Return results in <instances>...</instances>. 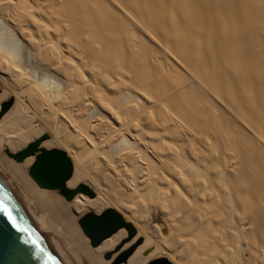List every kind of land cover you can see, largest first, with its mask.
Segmentation results:
<instances>
[{"label":"bare ground","instance_id":"obj_1","mask_svg":"<svg viewBox=\"0 0 264 264\" xmlns=\"http://www.w3.org/2000/svg\"><path fill=\"white\" fill-rule=\"evenodd\" d=\"M0 87V163L91 264H264V0H0ZM28 106L60 113L39 147L63 146L66 186L94 198L66 203L28 178L35 154L13 159L44 133ZM110 205L137 234L90 246L77 219Z\"/></svg>","mask_w":264,"mask_h":264},{"label":"water","instance_id":"obj_2","mask_svg":"<svg viewBox=\"0 0 264 264\" xmlns=\"http://www.w3.org/2000/svg\"><path fill=\"white\" fill-rule=\"evenodd\" d=\"M12 99L4 103L0 116L11 105ZM43 135L26 147L11 154L17 162L35 154V160L28 174L41 188L57 190L67 201L76 194L94 197L95 193L84 183L75 187L66 186L72 176L73 164L67 153L59 148L39 147ZM0 264H91L67 235L26 192L16 179L0 163ZM15 220H9L8 214ZM82 232L92 246L120 228H126L131 237L135 230L114 208H106L100 213L86 212L78 221ZM141 240H139L140 242ZM133 248L121 254L116 262H125ZM106 257L109 254L105 255ZM147 264H174L166 257H158Z\"/></svg>","mask_w":264,"mask_h":264},{"label":"rangeland","instance_id":"obj_3","mask_svg":"<svg viewBox=\"0 0 264 264\" xmlns=\"http://www.w3.org/2000/svg\"><path fill=\"white\" fill-rule=\"evenodd\" d=\"M7 47H8V49H10L11 50V53H12V55H14V58L16 59V60H19L18 62H20L21 63V61L20 60H22L21 59V57L23 56V60H24V53L22 52V50L18 47V49H16V47L17 46H15L13 43H9V41H7ZM22 52V53H21ZM22 54V55H21ZM17 57V58H16ZM20 57V58H19ZM19 58V59H18ZM14 59V60H15ZM30 64V63H29ZM31 65V64H30ZM30 65H28L27 67H28V69H30L31 70V72H29L31 75V77L34 79V80H36L37 78V80L39 81V78H40V81L43 83V85H44V87L47 89V87H48V91H56V88L57 89H59V85H57V84H61V85H63L62 83V81H60V80H62L61 78H60V76H58V77H54V76H51V73H49V72H47V71H41V70H39L36 66H34V65H32V67L30 66ZM37 68V69H36ZM4 69H6V71L8 72V74L6 73V71H5V75H10V74H12V73H10V71H8L7 70V68L5 67ZM11 70H12V68H11ZM29 70V71H30ZM37 70V71H36ZM4 71V70H3ZM13 72H14V70H12ZM11 71V72H12ZM34 71H35V73H34ZM46 73L45 74V76H44V73ZM34 73V74H33ZM38 73V74H37ZM40 74V75H39ZM41 74H43V75H41ZM13 75V74H12ZM34 75H37V76H34ZM39 76V77H38ZM41 76H44V77H41ZM50 76L54 79V81H53V79H51L50 78ZM12 77V76H11ZM43 78V79H42ZM54 83H52V82H49L50 80ZM56 79H58V80H56ZM60 79V80H59ZM56 81V82H55ZM52 83V84H51ZM55 83H56V88H54L53 89V86H55ZM46 84H48L47 86H46ZM50 84H51V86H50ZM50 89V90H49ZM1 91H2V89H1V87H0V93H1ZM10 99H12V103H11V105H10V107L6 110V112H8L11 108H12V106L14 105V102H15V95L12 93V94H10L8 97H7V99H6V101H5V103L7 102V101H9ZM27 107V106H26ZM29 108H28V110L26 111L27 113H28V116L30 117V120H31V127H32V129L34 130V131H38V132H41V131H43L44 133L41 135V136H43V135H48L47 136V138L46 139H44L43 141H50L51 140V133H52V131L54 130V129H56V127H58L59 126V122H60V120H61V115H60V113L59 112H57V114L55 115V116H52L51 114H47L46 112L48 111L47 109H44V107H39L38 108V110L36 109V111H33L34 109H32L30 106H28ZM27 109V108H26ZM46 110V111H45ZM49 115V116H48ZM51 115V116H50ZM53 117V118H52ZM60 117V118H59ZM56 118V119H55ZM55 119V120H54ZM59 119V120H58ZM57 121V123H55ZM59 121V122H58ZM56 125V127H54ZM64 131H62V130ZM60 130L63 132V134H70V130H68V131H66L64 128H61ZM65 132H67V133H65ZM40 136V137H41ZM71 141H72V139H71ZM52 147H57V148H61V149H64L65 150V148L63 147V146H52ZM33 161H34V156H33ZM33 161L31 162V164L33 163ZM24 162V161H23ZM23 162H21V163H23ZM17 163V162H16ZM21 163H19V164H21ZM31 164L28 166V168H27V171H26V174H27V176H28V169H29V167L31 166ZM90 170H93V171H95L96 173H97V179H100V176L103 174V173H107L108 174V172L107 171H109V169H108V167L106 166V165H104L102 162L101 163H94L93 165H92V167H91V169ZM28 178H29V176H28ZM30 179V178H29ZM30 181L35 185V183L30 179ZM81 182H83V183H85V184H87V185H89L91 188H92V186H91V184H90V182H88L87 180H83V181H81ZM115 182V188L116 189H118V193H119V195H120V193H121V187L119 188L118 187V179L117 180H115L114 181ZM36 186V185H35ZM76 186V185H75ZM37 187V186H36ZM93 189V188H92ZM45 190V189H44ZM46 192H49V193H52L53 194V196L55 197H57L58 199H60V200H63L64 202H66V203H70V202H72V200L71 201H69V202H67V201H65V199L63 198V197H61V196H59L58 194H56V193H54V192H52V191H49V190H45ZM86 196V195H85ZM95 196H96V192H95ZM123 197L125 196L124 194L122 195ZM88 197V196H87ZM94 198V197H93ZM106 208H114L113 206H107ZM115 209V208H114ZM104 210V209H103ZM101 212V211H100ZM119 212V211H118ZM120 213V212H119ZM83 216V215H82ZM81 216V217H82ZM79 219H77V221H78ZM77 223V225H78V222H76ZM79 227V226H78ZM135 228V227H134ZM124 229V228H123ZM125 231H126V239H130V238H132V237H130V238H128V231L126 230V229H124ZM80 231H81V229H80ZM81 234H82V231H81ZM137 234V230L135 229V234L133 235V237L135 236ZM82 235H84V234H82ZM85 236V235H84ZM87 240H88V238H87ZM141 241L139 242L140 244H141V242H143L142 240V238L140 239ZM88 242H89V240H88ZM89 245H90V242H89ZM142 245V244H141ZM91 246V245H90ZM150 251V250H149ZM148 252V251H147ZM106 253H108L107 251L103 254V258H105V255H106ZM145 253V252H144ZM147 253H145V255H146ZM156 257H158V256H156ZM156 257H153V258H156ZM106 259V258H105ZM170 260V259H169ZM171 261V260H170Z\"/></svg>","mask_w":264,"mask_h":264},{"label":"snow or ice","instance_id":"obj_4","mask_svg":"<svg viewBox=\"0 0 264 264\" xmlns=\"http://www.w3.org/2000/svg\"><path fill=\"white\" fill-rule=\"evenodd\" d=\"M0 210H2V211L5 212V213L8 212V209H7V208H2V209H0ZM8 218H9V220L12 221L13 225H15V220L13 219V217L11 216L10 213L8 214Z\"/></svg>","mask_w":264,"mask_h":264}]
</instances>
